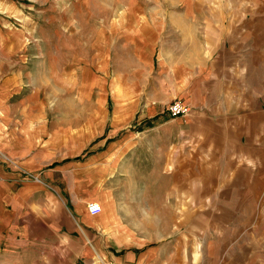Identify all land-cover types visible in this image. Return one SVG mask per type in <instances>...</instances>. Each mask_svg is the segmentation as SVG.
<instances>
[{
	"label": "crops",
	"instance_id": "obj_1",
	"mask_svg": "<svg viewBox=\"0 0 264 264\" xmlns=\"http://www.w3.org/2000/svg\"><path fill=\"white\" fill-rule=\"evenodd\" d=\"M164 17L165 23L138 28L147 73L113 110L114 134L133 124L132 135L123 138L132 146L130 159L113 143L118 138L104 135L85 155L69 149L65 162L59 147L48 152L37 140L0 137V256L37 248L47 264H59L64 249L77 248L84 264H187L186 239L173 243L155 226L166 229L174 210V222L182 223V208L180 220L176 214L182 199L173 204L172 195L188 192L182 178L191 154L202 161L199 177L244 170L249 181L234 191L258 202L264 193V0ZM176 98L188 105L187 116L166 112ZM143 128L149 135L141 136ZM97 132H86L89 144ZM189 142L198 152L191 153ZM96 200L103 210L92 215L88 203ZM121 209L141 214L136 228L124 227ZM115 225L122 232H114ZM78 229L83 234L75 246Z\"/></svg>",
	"mask_w": 264,
	"mask_h": 264
},
{
	"label": "rangeland",
	"instance_id": "obj_2",
	"mask_svg": "<svg viewBox=\"0 0 264 264\" xmlns=\"http://www.w3.org/2000/svg\"><path fill=\"white\" fill-rule=\"evenodd\" d=\"M235 3L238 0H0V137L37 140L48 152L59 147V159L65 162L62 155L69 149L85 155L100 146L104 135L118 138L113 143L130 159L132 146L123 138L132 135L133 124L114 134L111 122L114 108L123 107V93L147 73L145 57L138 51V28L165 23L167 14ZM91 128L98 135L89 144L85 134ZM142 130L141 136L149 135ZM188 148L191 153L199 149L192 142ZM198 156L189 155V175L182 178L188 192L172 195L173 204L182 199L176 213L178 219L182 208V223L174 222V210L172 223L166 229L155 226V233L169 235L173 243L180 236L186 239L187 264H264V193L251 204L249 193L234 191L235 185L243 190L249 181L244 170L240 176H196L202 165ZM122 158L120 164H127ZM121 211L128 223L124 227L136 228L135 216L141 214ZM99 218L93 221L99 223ZM140 226L147 230V224ZM122 227L115 225L113 231L122 232ZM80 234L83 231H75V246ZM41 251L12 250L0 256V264H47ZM64 252L68 254L58 258L59 264H84L77 248Z\"/></svg>",
	"mask_w": 264,
	"mask_h": 264
},
{
	"label": "built area",
	"instance_id": "obj_3",
	"mask_svg": "<svg viewBox=\"0 0 264 264\" xmlns=\"http://www.w3.org/2000/svg\"><path fill=\"white\" fill-rule=\"evenodd\" d=\"M166 112L172 117H185L189 113V107L180 99H175L169 102L166 106ZM88 210L90 214L97 215L102 212L101 203L97 201L88 203Z\"/></svg>",
	"mask_w": 264,
	"mask_h": 264
}]
</instances>
